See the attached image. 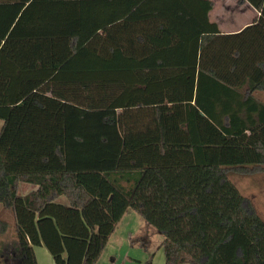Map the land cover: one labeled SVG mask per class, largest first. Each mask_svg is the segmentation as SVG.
<instances>
[{"label":"trees","instance_id":"1","mask_svg":"<svg viewBox=\"0 0 264 264\" xmlns=\"http://www.w3.org/2000/svg\"><path fill=\"white\" fill-rule=\"evenodd\" d=\"M244 2L257 17L222 34L209 0H0L18 264L35 247L95 264L127 210L161 233L165 264H264V222L227 177L264 172V0Z\"/></svg>","mask_w":264,"mask_h":264},{"label":"rangeland","instance_id":"2","mask_svg":"<svg viewBox=\"0 0 264 264\" xmlns=\"http://www.w3.org/2000/svg\"><path fill=\"white\" fill-rule=\"evenodd\" d=\"M254 97L264 103V94L262 92L255 93ZM227 177L245 198L247 204L264 222V172L249 175L232 172ZM1 210L0 207V218L8 221V229L5 234L0 235V254L8 258V255L11 254L10 249H8V241L11 242L13 247H16L13 218L9 211ZM127 212L115 230L107 253L116 255L119 260L118 264H121L120 262L124 264H145L149 259L151 264H165L162 249L159 248L163 241L161 233L155 230L147 234L146 228H148L149 224L132 210ZM137 232L140 233L138 236H136ZM127 233H131L132 238H129ZM4 244L7 245L4 246ZM3 257L0 259L3 260Z\"/></svg>","mask_w":264,"mask_h":264},{"label":"crops","instance_id":"3","mask_svg":"<svg viewBox=\"0 0 264 264\" xmlns=\"http://www.w3.org/2000/svg\"><path fill=\"white\" fill-rule=\"evenodd\" d=\"M209 1L212 2L213 8L208 14V20L211 23L215 24L218 31L222 34L239 33L244 28L250 26L253 20L258 15L256 10L252 6H250L247 2L239 3L240 0H209ZM262 94H264V92H262ZM18 189H17L18 195L26 196L27 194L36 191L37 187L22 182L20 183V185H18ZM58 202L65 204L66 200L63 197H60L58 199ZM127 211L123 215V217L128 213ZM123 217L117 224L115 230L117 229L118 225L121 223ZM115 230L108 239V243L105 249L103 250V252L101 253L100 257L98 258L95 264H118L119 262L118 257L116 255L107 253L108 246L111 245L110 243L112 241V237L115 233ZM153 231L155 230L150 226L146 228L147 234H149V232L152 233ZM127 234L129 238H132L131 233H127ZM139 234L140 233L137 232L136 236H138ZM7 244H8V249H10L11 251V254L8 255V258L3 257L0 254V258L3 257L2 261L5 264H18V259L16 257L17 255L15 253L16 252L15 246L13 247L10 241H8ZM7 244H4V246ZM34 254L37 264H54L52 257L44 247H35ZM120 263L124 264L122 262Z\"/></svg>","mask_w":264,"mask_h":264}]
</instances>
